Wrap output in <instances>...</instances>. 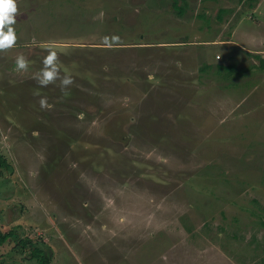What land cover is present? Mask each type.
Wrapping results in <instances>:
<instances>
[{"label":"rangeland","instance_id":"obj_1","mask_svg":"<svg viewBox=\"0 0 264 264\" xmlns=\"http://www.w3.org/2000/svg\"><path fill=\"white\" fill-rule=\"evenodd\" d=\"M200 1L17 0V45L0 53L1 232L43 243L51 264H264V69L236 46L231 66L227 46H193L222 56L206 69L165 47L225 38L212 5L260 0H202L196 31L172 23ZM251 12L242 28L264 3ZM49 49L67 95L37 85ZM23 251L0 245V264H30Z\"/></svg>","mask_w":264,"mask_h":264},{"label":"crops","instance_id":"obj_2","mask_svg":"<svg viewBox=\"0 0 264 264\" xmlns=\"http://www.w3.org/2000/svg\"><path fill=\"white\" fill-rule=\"evenodd\" d=\"M202 0L195 5L194 10L191 8L187 7V4H185V6L183 5H178L179 9H177L176 11L181 12L182 17L180 16V14H178V18L175 20L172 18V23H174L175 21L179 24L184 26V28L188 27L189 31H196L197 28L201 27L202 25L198 24L196 22V17L201 14L204 13L202 11ZM264 0H260L258 1L256 4H250L248 6L246 5H242L241 2H239L238 4H234L232 2H224V3H219V6L217 4L212 5V9L210 11V14H208L210 17L209 19L212 21H214L216 19V21L213 23V26L217 27V26H221L220 28V37L221 35H225V31L227 29L228 26L233 25V29L230 35L226 36L225 38H217L215 40H211V41H191L190 45H186L185 42L183 41H170L165 43V47H173L174 49L180 48V47H188L187 49H184L183 51H181L180 49L178 50V54L179 56L182 54H185V61H184V66H188L189 63L193 60V63L196 64L197 63V59H203L205 60L207 63L204 64V68L207 66V68L209 67H213L216 60H222V56L220 54L216 55V59L215 62L213 61V57L211 56H204L201 52H197L195 48L192 49L193 46H215V47H221V46H227L228 48V63H226V65L231 66V61L233 60L234 57V49L230 51V48H232L233 46H236L238 48H240L243 52H245L244 55H242V64L244 65L249 61H253L254 64L256 66H259L261 69H264V21L260 20V19H256V27L253 26H248L242 28V24H243V19L244 16H239L241 11L244 10V7H246L250 12L251 11H256L257 9L261 8V6L263 5ZM243 6V7H242ZM219 7H222V10H220ZM224 10V11H223ZM217 15L220 17L222 12L226 13L225 18H221L222 20L225 19V23L224 25H222V21H220L219 19L215 18L216 13ZM253 12H251L252 14ZM207 14V13H206ZM192 16V18L190 19V17ZM253 19L254 16H253ZM173 25V24H171ZM254 28H256L254 30ZM201 29V28H200ZM245 29V30H244ZM246 30H251L252 32H246ZM254 30V31H253ZM258 31V32H257ZM140 42H137V44ZM136 47H138L139 45H135ZM143 46V45H141ZM162 47V48H165ZM177 47V48H176ZM87 48V47H84ZM105 48V47H103ZM207 54H210V52H208ZM192 57V58H191ZM219 57V58H218ZM205 58V59H204ZM187 59V60H186ZM210 60V61H208ZM195 66V65H194ZM213 68H217V67H213ZM242 68V67H240ZM206 69V68H205ZM205 69H203V67L201 66L200 70L201 71H205ZM189 69H184V72L187 73ZM237 103V102H236ZM234 104V108L230 110L229 113H227L224 118L221 121L225 120V117L230 116V118H232V116L235 115V113L237 112V108L236 105Z\"/></svg>","mask_w":264,"mask_h":264},{"label":"clouds","instance_id":"obj_3","mask_svg":"<svg viewBox=\"0 0 264 264\" xmlns=\"http://www.w3.org/2000/svg\"><path fill=\"white\" fill-rule=\"evenodd\" d=\"M19 8L17 0H0V53H5L17 45L18 37L14 25L17 23ZM102 16L103 13H100ZM120 41L119 36L104 37L103 42L109 47ZM43 68L36 77L39 88H46L49 85L57 84L61 93L67 95L71 87L75 84L74 79L67 75L61 74L60 60L56 51L49 49L48 54L44 57ZM29 61L23 55H19L15 60V70L27 71ZM35 96H40L39 91L34 92ZM39 105L42 110H51L54 106L48 102L47 97L39 99ZM35 134V133H34Z\"/></svg>","mask_w":264,"mask_h":264},{"label":"trees","instance_id":"obj_4","mask_svg":"<svg viewBox=\"0 0 264 264\" xmlns=\"http://www.w3.org/2000/svg\"><path fill=\"white\" fill-rule=\"evenodd\" d=\"M178 7V4L174 5V8L176 9ZM177 10V9H176ZM143 38V37H142ZM140 37V39L142 40ZM146 38V37H145ZM152 43H147L141 41L140 43H132L131 45H149ZM88 85H92V82L90 80H84ZM72 94V93H71ZM11 168V165L7 161L6 158H4L0 153V177L3 176L5 171H9ZM264 223V222H263ZM8 241H13L15 243L16 247H19L21 250L24 249L23 252L27 253L29 250V258L31 259L30 264H51L52 263V257L50 253L48 252L47 248L43 243H34L32 239L26 238L22 239L19 237L18 233L16 231H10L7 233L0 231V245L6 244Z\"/></svg>","mask_w":264,"mask_h":264},{"label":"built area","instance_id":"obj_5","mask_svg":"<svg viewBox=\"0 0 264 264\" xmlns=\"http://www.w3.org/2000/svg\"><path fill=\"white\" fill-rule=\"evenodd\" d=\"M219 58V57H218Z\"/></svg>","mask_w":264,"mask_h":264}]
</instances>
